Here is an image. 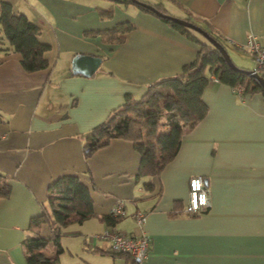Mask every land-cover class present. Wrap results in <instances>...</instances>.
I'll return each instance as SVG.
<instances>
[{"label":"crops","instance_id":"obj_1","mask_svg":"<svg viewBox=\"0 0 264 264\" xmlns=\"http://www.w3.org/2000/svg\"><path fill=\"white\" fill-rule=\"evenodd\" d=\"M143 1L207 21L237 67L257 70V58L241 46L250 38L264 46V0ZM3 2L40 27L49 66L29 72L20 52H0V171L11 184L0 198V264H28L23 240L32 234L31 220L50 184L65 174L89 186L95 214L64 229L59 264H264L263 95L211 79L202 95L208 112L183 136L176 156L159 174L137 177L141 155L132 141L113 138L86 158L83 137L126 95L140 99L150 83L180 73L199 44L157 13L121 1L0 0V13ZM127 23L132 27L120 40L108 37ZM78 54L102 59L92 75L73 73ZM194 175L204 177L210 206L189 215ZM119 200L126 213L114 228L151 237L140 262L128 263L110 252V241L93 238L112 228L103 216ZM137 210L147 214L142 229ZM41 234L52 235L48 224Z\"/></svg>","mask_w":264,"mask_h":264},{"label":"trees","instance_id":"obj_2","mask_svg":"<svg viewBox=\"0 0 264 264\" xmlns=\"http://www.w3.org/2000/svg\"><path fill=\"white\" fill-rule=\"evenodd\" d=\"M115 1L137 5L145 11L157 13L170 26L200 46L196 58L185 64L180 73L150 83L146 94L140 99L126 95L122 105L83 137L86 158L108 145L113 138L132 141L141 155L137 177L154 176L176 156L183 136L206 116L208 105L202 95L213 77L234 89L242 87L244 94L261 93L263 97L264 83L241 67H231L220 49L202 33L173 17L199 26L227 48L225 41L207 21L190 14L185 18L178 17L169 12L162 3L152 4L154 10L143 0ZM108 12L110 11L103 10L102 14ZM131 27L130 23L121 24L109 30L108 37L118 41L122 38L118 34ZM40 32V27L29 17L16 14L11 4L2 3L0 52H20L22 66L29 72L49 66L45 55L49 45L39 41ZM196 33L203 38H199ZM163 129L167 130L162 131ZM8 178L9 175L0 171V198L10 194L11 184ZM147 186L152 188L150 183ZM94 214L91 190L78 175L65 174L55 179L48 188L47 200L41 214L31 220L29 229L32 234L23 240L28 264H59V257L63 252L61 236L64 229L73 223H82ZM121 217L110 213L104 215L103 219L108 225L115 227ZM43 224L49 225L51 236L41 234ZM51 245H54L55 250L49 254ZM110 252L125 257L128 263L136 262V258L129 253L114 250Z\"/></svg>","mask_w":264,"mask_h":264},{"label":"built area","instance_id":"obj_3","mask_svg":"<svg viewBox=\"0 0 264 264\" xmlns=\"http://www.w3.org/2000/svg\"><path fill=\"white\" fill-rule=\"evenodd\" d=\"M243 50L250 51L257 58V72L261 74L260 69L264 70V46L260 45L255 39L250 38L242 46ZM264 77V75L262 74ZM217 80L216 78H212ZM238 92L242 91V87H238ZM210 206V190L207 187L202 175H194L189 179V199L184 207V212L193 215L205 211ZM113 215H124L126 213L125 201L119 200L112 209ZM134 218L138 225L143 228L147 221L145 211L137 210ZM94 239H105L110 241L112 250L116 252H126L135 258L142 260L148 255L151 237L144 231L139 235H130L125 231L114 227L108 228L100 233L93 235Z\"/></svg>","mask_w":264,"mask_h":264},{"label":"water","instance_id":"obj_4","mask_svg":"<svg viewBox=\"0 0 264 264\" xmlns=\"http://www.w3.org/2000/svg\"><path fill=\"white\" fill-rule=\"evenodd\" d=\"M148 6L155 10V8L153 6H151V5H148ZM160 14H162V13H160ZM173 18L176 21L181 22V23L185 24L186 26L198 31L199 33H202L208 39L209 42H211L215 47L220 49V51L222 52V54L225 56L228 63L230 64V66L233 68H237L235 63L232 61L231 56L229 55L227 49L219 41H217L214 37H212L205 30H203L199 26L193 24L192 22H189L187 20L180 19L177 17H173ZM101 60L102 59L98 56L87 55V54L79 55L78 54L73 58V61H72L73 73L92 75L97 70V68L99 67ZM244 71H246L247 73L257 77L262 83H264V77L261 74H259L256 70H244ZM136 261L140 262V259L136 258Z\"/></svg>","mask_w":264,"mask_h":264},{"label":"rangeland","instance_id":"obj_5","mask_svg":"<svg viewBox=\"0 0 264 264\" xmlns=\"http://www.w3.org/2000/svg\"><path fill=\"white\" fill-rule=\"evenodd\" d=\"M197 34V36L199 37V38H201L202 36L200 35V34H198V33H196ZM203 38V37H202ZM228 51V50H227ZM229 53V52H228ZM234 61V60H233ZM260 72H261V75L263 74L264 75V70L263 69H260L259 70ZM167 129H163L162 131H166ZM73 226H71V228H72Z\"/></svg>","mask_w":264,"mask_h":264},{"label":"bare ground","instance_id":"obj_6","mask_svg":"<svg viewBox=\"0 0 264 264\" xmlns=\"http://www.w3.org/2000/svg\"><path fill=\"white\" fill-rule=\"evenodd\" d=\"M121 216H123V215H121Z\"/></svg>","mask_w":264,"mask_h":264}]
</instances>
